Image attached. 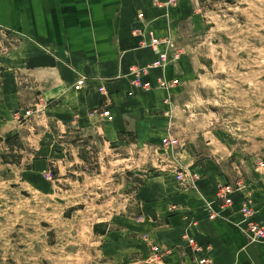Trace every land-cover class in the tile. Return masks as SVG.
I'll use <instances>...</instances> for the list:
<instances>
[{"label":"rangeland","instance_id":"1","mask_svg":"<svg viewBox=\"0 0 264 264\" xmlns=\"http://www.w3.org/2000/svg\"><path fill=\"white\" fill-rule=\"evenodd\" d=\"M156 3L168 24L176 11L175 36L160 38L171 40L180 75L163 136L177 144L143 148L106 142L94 128L55 130L33 77L21 76V109L0 101V264H173L150 227L153 200L188 188L210 163L264 216V0ZM12 37L0 33V52L15 48ZM49 119L56 138L38 130ZM17 132L26 138L7 143Z\"/></svg>","mask_w":264,"mask_h":264},{"label":"crops","instance_id":"2","mask_svg":"<svg viewBox=\"0 0 264 264\" xmlns=\"http://www.w3.org/2000/svg\"><path fill=\"white\" fill-rule=\"evenodd\" d=\"M156 1L0 0V33L17 41L15 48L0 52L3 106H12L11 111L21 109L19 78L29 74L33 90L39 93L37 105L47 101L49 116L58 118L55 130L94 128L106 142L143 148L162 143L178 86L167 89L158 79L165 75L179 81L180 75L174 73L172 61L164 69H151L144 80L152 88L143 89L133 85L130 74L132 66H144L157 58V52L147 45L150 30L163 37L172 29L175 36L176 11L171 10L168 24ZM38 130L56 138L51 120L46 130ZM17 133L16 143H20L26 137ZM223 178L219 166L210 163L196 187L175 192L165 188L153 200L155 217L148 214L150 227L157 230L160 247L170 249L166 256L170 263L185 264L196 257L186 240L191 235L211 247L215 264H264V243L249 242L237 224L242 201L236 199V192L231 207L222 208L217 200ZM207 201L223 217L210 216ZM257 217L264 219L260 212Z\"/></svg>","mask_w":264,"mask_h":264},{"label":"built area","instance_id":"3","mask_svg":"<svg viewBox=\"0 0 264 264\" xmlns=\"http://www.w3.org/2000/svg\"><path fill=\"white\" fill-rule=\"evenodd\" d=\"M144 17V14H140ZM151 46L157 52V58L150 64L144 66H132L130 74L133 76V85L137 88L149 89L152 88V84L144 80V77L149 74L151 69L159 68L164 69L172 62V50L173 44L170 39L160 38L158 36H151ZM159 85L165 86L167 89H172L178 85L177 79H168L165 75H162L158 79ZM178 140L174 138L170 133L163 137L162 144L165 147H174ZM199 175L193 173L188 182V186L196 187L197 179ZM234 190L227 186L221 185L216 192L217 200L221 201L222 208L231 207L234 204L233 194ZM206 210L212 217H223L221 211H218L214 207L212 201H207ZM241 214V220L237 223L243 232L248 237L251 243H264V219H259L257 210L254 203L250 199H245L241 202L239 209ZM186 240L189 246L192 247V251L196 253V257L189 261V264H215L213 257L210 253L211 247L199 243L193 236L187 235Z\"/></svg>","mask_w":264,"mask_h":264},{"label":"trees","instance_id":"4","mask_svg":"<svg viewBox=\"0 0 264 264\" xmlns=\"http://www.w3.org/2000/svg\"><path fill=\"white\" fill-rule=\"evenodd\" d=\"M17 137H18V136L15 137L14 135L8 137V139H7V143L11 144V141H12V140H15V142H16V138H17ZM12 153H13V152H12ZM10 156H11V155H10Z\"/></svg>","mask_w":264,"mask_h":264}]
</instances>
